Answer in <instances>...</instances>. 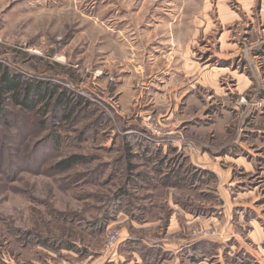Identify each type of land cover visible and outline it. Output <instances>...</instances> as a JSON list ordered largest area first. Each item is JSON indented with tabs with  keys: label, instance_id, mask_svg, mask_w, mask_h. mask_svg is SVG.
Listing matches in <instances>:
<instances>
[{
	"label": "rangeland",
	"instance_id": "1",
	"mask_svg": "<svg viewBox=\"0 0 264 264\" xmlns=\"http://www.w3.org/2000/svg\"><path fill=\"white\" fill-rule=\"evenodd\" d=\"M240 2L0 0V67L83 101L69 123L0 114V264H144L138 246L156 264H264V36ZM138 142L199 180L164 185Z\"/></svg>",
	"mask_w": 264,
	"mask_h": 264
},
{
	"label": "trees",
	"instance_id": "2",
	"mask_svg": "<svg viewBox=\"0 0 264 264\" xmlns=\"http://www.w3.org/2000/svg\"><path fill=\"white\" fill-rule=\"evenodd\" d=\"M82 102V99H77L74 95L68 94L67 91L58 86L47 88L46 86L38 83L34 84L29 79L20 75L12 74L2 66L0 67V114L3 116H6L5 107L12 106L26 113H35L36 110H44L46 113H44L43 116L46 114V118L47 115L52 112L53 115H56V118H60L61 120L63 119V121L69 123L76 111L82 107ZM42 125H44V122H42ZM143 145L144 144L142 142H138L137 147L140 151L145 153L143 155L148 161L152 164L157 163L155 166H158V172L163 175L162 181L164 185L181 187L183 183L193 182V184H195L199 180L198 173L200 171L194 167L192 168V165H188L187 160H181L179 157L177 160L176 158L170 159L163 153L161 148L149 145L145 149V145ZM83 161V157L74 155L61 160L54 166V170L64 173ZM170 163L174 165L179 164V168L176 169V166H174L173 170L170 169V167H168ZM185 166H187V171H182V168H185ZM204 174H207L210 179H215L214 175L210 172L205 171ZM102 225L106 224H101L98 232L101 230ZM34 242L53 252H58V250L63 248L68 251H74L78 254H82V250H80L76 245L68 244L66 242L50 240L48 238H38L35 239ZM197 246L200 247L201 245ZM197 246L192 247L194 251L198 250L199 247ZM135 252L139 253L144 264H156L160 253V251L156 252L155 250L147 249L144 246L136 247ZM190 260L194 261L193 259ZM203 260L205 259H201V261Z\"/></svg>",
	"mask_w": 264,
	"mask_h": 264
},
{
	"label": "crops",
	"instance_id": "3",
	"mask_svg": "<svg viewBox=\"0 0 264 264\" xmlns=\"http://www.w3.org/2000/svg\"><path fill=\"white\" fill-rule=\"evenodd\" d=\"M240 1H241L240 5L243 8L245 7V8L251 9L250 10V13L252 14L251 19L256 24V25L254 24V26H253V28L256 27L255 32L259 36H264V0H240ZM240 15L242 16V19H244V17H243V16H245L244 12H242V13L240 12ZM231 20L234 21V20H238V19L235 18L234 15H228V18L225 21H221L222 24L220 23V31L215 30L217 32H214L215 34L212 37V38H214V41H213V47H212V52H211L213 54V57H215L214 59H218V60H227L228 59V58L220 59L219 57H217L218 56L217 54L223 53L222 51L224 49V45L226 44L225 41L227 40L229 33H230V30L229 29L227 30L224 27V25L228 24ZM249 24H251V23H249ZM227 34H228V36H227ZM195 44H196V41H194L192 43L189 42L188 47H189L190 52L192 51V48L195 46ZM235 46L236 45L230 46V50H233ZM259 54L262 55V54H264V52L260 51ZM229 60H231V59H229ZM226 62H228V61H226ZM191 63L196 64V62L192 61V60H191ZM229 66H225V67L229 68ZM221 69H224V68H221ZM224 71H226V70H224ZM241 81H242V79H241ZM241 81L237 79L238 84L241 83ZM243 82H245V81H242V83Z\"/></svg>",
	"mask_w": 264,
	"mask_h": 264
},
{
	"label": "built area",
	"instance_id": "4",
	"mask_svg": "<svg viewBox=\"0 0 264 264\" xmlns=\"http://www.w3.org/2000/svg\"><path fill=\"white\" fill-rule=\"evenodd\" d=\"M203 235H200V233L198 235H195L196 237L200 238H208L209 236H214L217 233L212 229H205L204 231H202ZM118 238H119V234L118 233H112L108 239V243H107V252L108 253H115L117 250V246H118Z\"/></svg>",
	"mask_w": 264,
	"mask_h": 264
}]
</instances>
